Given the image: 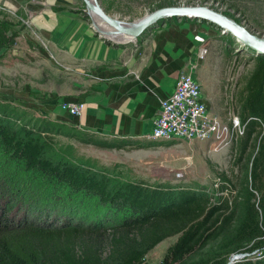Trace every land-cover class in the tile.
<instances>
[{"label":"rangeland","instance_id":"rangeland-1","mask_svg":"<svg viewBox=\"0 0 264 264\" xmlns=\"http://www.w3.org/2000/svg\"><path fill=\"white\" fill-rule=\"evenodd\" d=\"M99 1L101 6L108 10V13L126 20L135 19L158 7L168 6L156 7L155 5L161 3L156 4L158 1L153 2V0ZM172 1L180 2V4L174 5H207L224 14L227 13L226 15L242 24L251 33L264 36V0H205L203 4L198 3L199 0ZM187 1L192 3L187 4ZM76 4L79 8V16L90 22L83 2L77 0ZM12 12L0 8V25L1 22H11L12 28L18 34L12 37L10 35L12 30L4 31L5 45L2 43L3 40H0V117L4 115L10 126L14 129L33 130L36 135L41 137H44V131L48 130L55 143L53 151L58 150L61 146L69 151L68 153L63 152V156L54 155L51 153L52 151H48L50 157H54V162L64 159L69 166L85 163L84 165H90L95 169L107 170L111 174L108 185L117 184V181L122 183L141 179L150 185L195 187L197 190H203L210 197L212 203L217 202L220 198H227L228 204H231L233 208L232 201L236 199L240 211L242 210L245 199L248 197L245 189L250 184L249 174L251 162L256 155V143L264 135L263 122H260L261 126L254 127L255 132L250 147L241 160H237L239 140L245 131L237 138V142L223 146V148L219 147L218 151L213 149L214 144L211 142L195 140L163 141L149 138L143 141L113 140L71 125L56 123L50 120L46 114L24 108L11 99V101L5 102L3 99L4 97L9 98L10 92L14 96H22L17 92L22 82L27 83L30 89L34 87V79L37 77L34 68L38 69V76L47 82L45 90L48 91L46 93L51 91L52 84H55L58 79L66 82L67 77L72 78L64 64L61 65L62 68L55 67L58 68L56 70L53 66L46 65L40 58L34 57L32 53L29 55L26 51L22 54L18 53V50H24L23 45H26V21L22 19L23 16L21 18L17 13ZM185 20L192 19L180 18L167 21L182 22ZM194 20L203 23L206 37L197 51V59L200 62L199 64L194 63L192 72L189 73L200 83L202 94L212 114L225 117L227 113L224 111L226 109L224 105L227 104L239 116V119L245 122L241 117L240 98L243 87L254 69L255 58L258 54L215 25L207 21ZM35 42L38 45L41 43L38 40ZM43 46L44 49L47 48L44 44ZM203 48H206V52H201ZM9 76L12 78L9 79ZM8 85L14 91L9 90ZM43 97L46 95L44 94ZM103 141L118 142L122 144V148H115L108 144L100 146L98 143ZM58 152L60 151L58 150ZM54 153L57 152L54 151ZM32 179L39 181L41 191L38 190L39 188L34 190L33 186L29 184L28 180ZM17 187H22L24 190ZM253 196L251 201L257 203L260 194L253 192ZM83 197L85 198L84 193H75L61 181L55 183L50 177L45 178L36 171L27 170L5 148L0 139V232L12 224L9 222L10 219L14 223L18 220L38 221L40 213L53 208L61 213V222H58L60 218L56 217L55 220L37 223L56 221L53 223L56 224V227L72 226L76 222H82L85 225L89 221L82 217H87V215H82L81 220L78 218L84 209H77L72 203L73 199H83ZM97 201L94 198L90 202L96 204ZM78 205L80 208L84 207L82 204ZM67 213L71 217V223L64 225L68 220H65ZM120 218L119 214L118 219ZM13 225L29 226L30 224L16 223ZM211 236L204 243L194 245L192 249L183 254H177V258L170 259L166 264H205L209 261L219 260L227 254L226 257H223L225 260L223 264H262L264 262V253H262L264 249H237L233 245L228 246L230 242L226 240L225 233L214 236L212 232ZM176 239L177 235L167 237L150 248L143 264H163L166 256L170 254L168 248L175 243ZM249 246L251 245L246 244L243 248Z\"/></svg>","mask_w":264,"mask_h":264},{"label":"trees","instance_id":"trees-1","mask_svg":"<svg viewBox=\"0 0 264 264\" xmlns=\"http://www.w3.org/2000/svg\"><path fill=\"white\" fill-rule=\"evenodd\" d=\"M154 1L161 3L156 7L180 4L172 0ZM204 2L198 1L200 4ZM10 23L1 22L0 40L3 44L6 41L4 31L12 30V37L18 35ZM240 102L242 120L251 119L239 140L237 160H241L250 147L254 127L264 123V55L255 58L254 69L243 87ZM0 139L27 170L50 177L55 183L61 181L75 193H84L87 200L83 197L73 199L72 203L75 208L84 209L78 218L87 215L82 218L89 221L85 225L76 222L69 226L71 217L67 213L65 220H68L64 225L68 226L56 227L53 224L56 221L37 223L56 217L61 222V213L55 208L40 213L38 221L18 220L14 223L10 219L12 224L0 232V264H143L150 248L177 235L175 243L168 248L170 254L163 261L166 264L177 258V254L204 243L212 237V232L214 236L225 233L230 242L228 246L237 249H264V135L256 143L250 184L245 189L248 197L241 211L236 199L232 201L233 208L227 198L212 203L203 190L195 187L150 185L141 179L108 185L111 174L107 170L95 169L85 163L69 166L64 159L54 162L48 151L61 156L69 151L61 146L58 148L60 152L55 149L57 153H54L55 143L48 130L41 137L30 129H14L4 115L0 117ZM98 144L122 148L118 142ZM28 182L34 190L40 187L38 180ZM253 192L260 194L257 203L251 201ZM94 198L98 200L96 204L90 202ZM78 204L84 207L80 208ZM16 223L30 225H13ZM246 244L251 246L243 248ZM223 257L205 264H223Z\"/></svg>","mask_w":264,"mask_h":264},{"label":"crops","instance_id":"crops-1","mask_svg":"<svg viewBox=\"0 0 264 264\" xmlns=\"http://www.w3.org/2000/svg\"><path fill=\"white\" fill-rule=\"evenodd\" d=\"M76 3L0 0L1 9L26 21V45L18 53H32L54 68L64 64L72 76L66 82L58 79L46 93L47 82L34 68V87L22 82L17 92L23 97L10 92L2 99L104 138L147 140L160 101L173 92L179 73L192 72L193 64L200 62L197 51L206 37L203 23L166 21L146 31L135 44L117 46L94 32L90 22L79 16ZM8 89L13 90L9 85ZM62 102L82 103L81 113L72 116L63 111Z\"/></svg>","mask_w":264,"mask_h":264},{"label":"built area","instance_id":"built-area-1","mask_svg":"<svg viewBox=\"0 0 264 264\" xmlns=\"http://www.w3.org/2000/svg\"><path fill=\"white\" fill-rule=\"evenodd\" d=\"M201 52H206V48ZM159 106L147 138L211 142L216 151L219 147L237 142V138L243 134L251 119L248 117L242 122L227 104L224 105V111L227 113L225 117L212 114L202 95L200 83L189 72L179 73L173 92L163 98ZM60 108L72 116H77L81 113L83 104L62 102Z\"/></svg>","mask_w":264,"mask_h":264},{"label":"water","instance_id":"water-1","mask_svg":"<svg viewBox=\"0 0 264 264\" xmlns=\"http://www.w3.org/2000/svg\"><path fill=\"white\" fill-rule=\"evenodd\" d=\"M95 33L117 46H128L152 28L164 24L167 20L198 19L207 21L224 33L236 38L241 44L258 55H264V36L251 33L232 17L207 5H168L158 7L135 19L126 20L106 12L99 0H81ZM116 37L118 39H116Z\"/></svg>","mask_w":264,"mask_h":264},{"label":"bare ground","instance_id":"bare-ground-1","mask_svg":"<svg viewBox=\"0 0 264 264\" xmlns=\"http://www.w3.org/2000/svg\"><path fill=\"white\" fill-rule=\"evenodd\" d=\"M116 39H118V38L116 37ZM216 115H218V114H216Z\"/></svg>","mask_w":264,"mask_h":264}]
</instances>
